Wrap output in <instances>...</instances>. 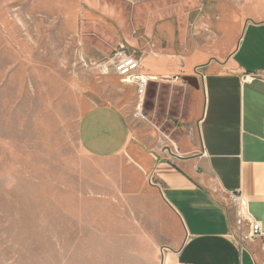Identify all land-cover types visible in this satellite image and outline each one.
Returning a JSON list of instances; mask_svg holds the SVG:
<instances>
[{"label": "rangeland", "instance_id": "1", "mask_svg": "<svg viewBox=\"0 0 264 264\" xmlns=\"http://www.w3.org/2000/svg\"><path fill=\"white\" fill-rule=\"evenodd\" d=\"M164 18L168 0H0V264H168L182 230L158 184L79 138L95 107L155 125L136 117L134 87L101 66Z\"/></svg>", "mask_w": 264, "mask_h": 264}, {"label": "crops", "instance_id": "2", "mask_svg": "<svg viewBox=\"0 0 264 264\" xmlns=\"http://www.w3.org/2000/svg\"><path fill=\"white\" fill-rule=\"evenodd\" d=\"M150 27L147 37L125 41L156 97L146 102L131 86L156 126L168 90L166 140L149 119L101 106L81 118L80 142L91 155L126 156L158 184L182 230L168 241V264H264V0H168V18ZM168 137L179 155L173 162L162 150ZM230 192L245 198L262 237L238 242Z\"/></svg>", "mask_w": 264, "mask_h": 264}, {"label": "built area", "instance_id": "3", "mask_svg": "<svg viewBox=\"0 0 264 264\" xmlns=\"http://www.w3.org/2000/svg\"><path fill=\"white\" fill-rule=\"evenodd\" d=\"M141 66V58L137 49H127L125 47L115 48L112 54L107 58L101 70L104 72L111 71L117 76L122 77L129 85L136 88V93L139 98L143 97L148 86L149 78L139 72ZM259 73L244 74L243 80L251 77H259ZM141 104L139 103V106ZM136 117L147 120L142 108H138ZM166 140V139H164ZM168 141V148L164 144L162 150L168 149V154L176 156L177 148L172 140ZM165 143V142H164ZM179 156V155H178ZM228 202L232 206L235 213L234 232L236 233L238 242L244 244L246 241H251L255 238L262 237V230L258 222L254 221L247 211V203L240 192H230L227 196Z\"/></svg>", "mask_w": 264, "mask_h": 264}, {"label": "water", "instance_id": "4", "mask_svg": "<svg viewBox=\"0 0 264 264\" xmlns=\"http://www.w3.org/2000/svg\"><path fill=\"white\" fill-rule=\"evenodd\" d=\"M191 79H194V80H195V78H193V77H187V78H185V80H186L187 82H189L190 84H192V83H191ZM194 86H196V84H195Z\"/></svg>", "mask_w": 264, "mask_h": 264}]
</instances>
